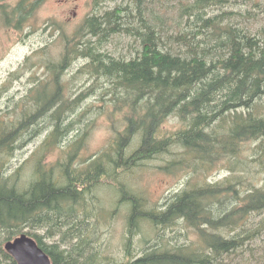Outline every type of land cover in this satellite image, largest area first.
I'll use <instances>...</instances> for the list:
<instances>
[{
	"label": "trees",
	"instance_id": "16d2710c",
	"mask_svg": "<svg viewBox=\"0 0 264 264\" xmlns=\"http://www.w3.org/2000/svg\"><path fill=\"white\" fill-rule=\"evenodd\" d=\"M41 1L18 0L11 4L0 0V24L21 33ZM103 1L91 0V11L70 33L64 29L63 22L52 20L48 26L50 32H57L55 41L60 44L59 53L52 55L46 47L33 51L10 72L0 87V94L6 93L12 82L19 80L26 68L30 69L22 92L9 95L5 109L0 111V206L14 202L18 208L16 214L11 212L3 217L0 213V255L10 264H16L3 250V245L19 233L30 232L52 264H91V255L84 253L83 259L77 257L82 253L87 235H80L76 240L69 238V242H64L63 238L51 245L44 243L36 233L49 228L51 222L46 220L47 217L42 219V215H54L56 207L64 205V200H67L65 205L70 206V209L66 208L65 218L86 214L90 208L81 200L82 195L77 197L76 193L91 183L82 177L87 169L101 170L106 160L107 166L121 176L140 167L142 164L136 166L138 159L164 152L170 145L177 149L173 162L186 171L185 187L179 192H171L166 201L153 204L149 212L163 211L170 196L188 190L197 199L204 196L208 201H227L228 209L220 224L204 223L206 213L212 209L203 206L185 223L196 230L193 238L187 236L180 239L181 242L165 236L159 238L155 230L150 238L154 247L148 248L137 260L131 263L125 257L126 253L119 254L122 248H115L114 252L103 253V264L111 261H120V264H197V254L208 251L213 234L220 235L211 245L216 256L223 257L224 253L243 256L247 249L252 252L254 248L250 244L264 231V27L252 32L239 24L243 18L242 9L247 5L235 4V0V28L229 24L231 16L226 13L230 0H216L218 7L216 2L210 4V0L180 1L176 34H172V40H184L185 48L174 51L164 41L168 39L163 37L165 19L148 11L143 0L105 9L101 4ZM255 2L252 3L259 5ZM125 16L143 19L141 29L133 28L131 19ZM156 16L159 19H155ZM212 21L224 25L223 32L236 34L232 41L236 43L226 50L221 48L213 63L224 67L222 75L213 73L215 70L209 67L206 49L198 53V49L192 47L200 36L197 38L195 34L191 38L185 31L193 25L199 28L209 23L208 26H212ZM30 26L27 30L38 29ZM42 29L46 30L47 26ZM233 30L235 34L231 32ZM117 34L134 37L133 55H114L106 49L110 38ZM204 45L201 44V48ZM179 55H185L187 59L181 61ZM197 57L203 62H196ZM77 60L80 65L69 74L70 65ZM39 68L42 69L40 74ZM80 75H86L91 83L76 88ZM101 79L104 81L100 82ZM172 86H181L182 92L166 96L163 90ZM97 92L99 97L95 95ZM183 92L187 93L182 95ZM93 95L100 103L86 104ZM167 102L169 106L165 107ZM90 111L94 118L107 116L114 131L105 147L92 155L95 160L80 155L91 127L90 122H84ZM44 117L67 137L51 131L20 166L7 174L5 170L14 154L25 148L26 137L39 133L38 124ZM171 118L178 122L173 131L166 128ZM224 118L230 121L221 126L218 135L213 130L211 135H203L200 131L201 125L209 126L214 119ZM184 134L192 141L183 139ZM157 135L162 139L156 145ZM19 139L21 144L18 146ZM135 144L136 147L129 150ZM240 158L241 162H237ZM219 168L229 173L214 182L207 181L208 173ZM96 176L95 181L100 182ZM58 186L71 189L73 194L62 193ZM129 189L133 198L148 204L140 192L131 186ZM16 191H22L24 195H18ZM177 196L174 200L186 194ZM161 207L164 209L160 210ZM137 217L131 211L130 224ZM162 217L167 219L166 215ZM149 223L155 228V223L147 218L146 225ZM93 233L99 241V231ZM129 235L122 242L123 248L130 244ZM158 253L164 255L159 259ZM221 257H215V262L221 263L222 259L216 261ZM241 262L264 264V261L249 258Z\"/></svg>",
	"mask_w": 264,
	"mask_h": 264
},
{
	"label": "bare ground",
	"instance_id": "6f19581e",
	"mask_svg": "<svg viewBox=\"0 0 264 264\" xmlns=\"http://www.w3.org/2000/svg\"><path fill=\"white\" fill-rule=\"evenodd\" d=\"M215 2L216 0H210L209 3L214 4ZM229 2H230V5L226 9V13L231 16L229 24H231L235 28L234 0H230ZM218 3L219 1L215 3L216 7H218ZM125 17L131 19V25L133 28L141 29V20L143 19L138 20L137 18L138 16H136V18L128 17V16H125ZM154 18L159 19L157 16ZM226 22L227 20L221 22V24H225ZM211 24L212 26H208L209 23L206 24L205 26L201 25L200 26L201 28L200 27L198 28L197 26L193 25L189 27L188 29L186 28L185 31L188 32V37H191V36L193 37L195 34L197 38L200 36L198 39V42L194 41L195 45H193L192 47L194 49H198V53H201L202 49H206L205 57L207 58L208 62L211 64L209 67L211 68V70H215V72L213 73L222 75L223 74L222 71L224 67L223 66L218 67V63L216 64H213V63L217 60L218 56L220 55L221 48H225L226 50V48L236 43V41L232 42L233 39L236 38L235 36L236 34H235V30L231 31L235 34L234 35L235 37L233 36L232 33L228 31L223 32L222 30H223L224 25H219L217 21H212ZM214 30L219 31V32H215ZM172 36H173L172 33L171 34L167 33L163 37L170 39ZM174 42L180 43V44L182 43L181 44L182 46L185 45L184 40H180V41L178 40ZM201 44H205V45L201 48ZM179 56H180L181 61H185L187 59L185 55H179ZM197 61L203 62V59L198 58L196 62ZM193 62L194 61H190V63H193ZM74 63L75 62H73L70 65L71 68H73ZM191 66L193 67V64H191ZM191 66H190V69H191ZM216 69L218 71H216ZM181 76L183 75L181 74ZM88 81L90 84L91 80H88ZM99 81L102 82L104 80L101 79ZM180 87L181 86L179 87L172 86L171 89L163 90V92L166 94V96H168L170 93L174 95V94L182 92V88ZM3 93L5 92H2L0 94V98L1 96L4 95ZM184 93H187V92H183L182 95ZM8 96L9 95H7V97ZM164 106L168 107L169 106L168 102ZM228 121H230V119L228 118L214 119V121L212 122L210 121L211 124L209 126L207 124L201 125L200 131H202L203 135H211L212 134L211 130H213L214 133L218 135V133H220L222 130L221 126L223 124H226ZM38 127L40 128V131L37 135L26 137L27 139L26 146L33 144L43 132L45 133V136L51 131H53V132L59 133V135H61V137L63 138L67 137L66 134L62 136V133H63L62 130L60 128L57 130L56 125H54L53 122L49 121L47 117H44L40 120ZM183 136H185V138L183 139L190 141V142L192 141L188 137L187 134H184ZM69 138H71V136ZM156 138H157L155 140L156 145L160 144L161 143L160 140L162 139V137H160V135H157ZM41 142L39 144H41ZM20 144H21V140L19 139L17 145L19 146ZM135 147H136V144L132 145V147H130L129 150H132ZM23 149H19L18 151L21 152ZM171 149L173 153V145H170L168 147V150L164 152H169V150ZM81 151H80V155L85 156L83 155L84 153H82ZM157 155L158 153H154L148 157L138 159L136 161V163H138L136 166L141 165L143 162L147 160L155 158ZM90 157L92 158V160H95L94 156L90 155ZM237 162H241V158L238 159ZM103 166L104 167L101 170H97V169L88 170L87 169V171L82 174L83 178H88L91 182L84 190H81L76 193L77 197L79 195H82L81 200H84L86 205L90 208V209H87L88 212L86 214L81 215V216H75V218L72 215H70L68 218H65V215L68 213L67 209H70V206L65 205V201L67 200H64L63 201L64 205H59L58 207H56L55 212L53 213L54 215H52L51 213H48L47 215L46 214L42 215V219L47 217L46 220H48V222L49 221L51 222L49 225V228L41 229L39 230L40 232L38 233L36 232H33V233L38 234L42 238V241L44 243H46L47 245L49 244L51 245L52 242L55 243L56 241H59V239L60 240L63 238L71 239L74 237V239L76 240L78 239L80 235H87L86 239L84 240V244H83L84 247L82 248V253L77 255V257L83 259L84 258L83 254L86 253L89 256L91 255L90 257L92 259V262L90 261L91 264H103L104 257L102 255H105L103 253H107V251L114 252L115 248H118V249L122 248V249H119L118 251L119 254L126 253L125 257H128L129 261L132 263L133 261L140 258L142 255H144L147 252V250H149L148 248L154 247L153 241H151L150 238L152 234L155 233V230L158 232L159 238H163L165 236V237H170L171 239H176L179 241L180 239L184 240L185 237L187 236L190 237L189 236L190 233L192 234V236L196 234V230H192V228L187 226L185 223L188 221L187 218L192 214H196V211H198L199 208L203 206H207L210 209H212L211 212H208L205 215L204 219L206 220V222L204 223H207V224H220L222 220L221 217L225 215L226 210L228 209V203H226L227 201L225 202L224 200H222V201L217 202L214 199L211 201H208V199H205L204 196H201L199 199H197L196 196L190 195L191 193H189L188 190H184L178 194L179 195L186 194V196L182 198L179 197L176 200H174V198L178 197L177 193L174 196H170L168 200L169 202L167 203L166 208H168L171 205V203L174 202L171 205V207L167 211H164L166 208L164 209L162 208L163 207L162 206L159 209L160 210L164 209V210L160 211L161 213L156 212L157 214L155 213L156 214L155 215L149 212V209L151 208L152 205H150L149 203L145 205L142 202V199H135L132 197V194L129 189L131 185L129 186L128 179L124 176L126 173L122 174L123 178L122 176L117 175L114 170H112L111 168L107 166L106 160L104 161ZM11 172L12 171L6 172V173L8 174ZM96 175H98V177L100 178L101 180L100 182L95 181V178L97 177ZM206 179L207 181H210V182L216 181V180H210L208 176H206ZM184 187L185 186H182L180 189L175 190L174 193L181 191ZM58 189L64 194H69V195L73 194V191H71V189L66 190V189H62L59 186H58ZM134 189L137 190L136 188ZM191 192H194V191H191ZM16 193L18 195H24V192L22 191H19V192L16 191ZM168 196L162 197V200L159 203H161L162 201H166L168 199ZM13 197L17 198L19 196L13 195ZM15 206L16 204L14 202H11V204L9 205L7 204V205L0 206L2 207L0 209L1 215L3 217L7 215H11L10 214L11 212H15L16 214L17 213L16 209L18 208ZM72 209L73 207L71 206V210ZM131 211L138 215V217L133 220L132 224H130V221H129V215ZM118 213L124 216V224H123L124 230L120 237H116L115 234L113 235V233L111 237L110 233L114 231V228H112V221L110 219H112V217H115ZM162 215H166L167 219L163 220L164 218L162 217ZM147 218H149L150 220L153 221V223H155L156 229L153 226H150V223L149 225H146ZM156 218L157 220H154ZM42 222H44V220ZM204 226L207 227V225H204ZM94 230L99 231V234H98L99 241H98L97 236L93 233ZM2 233L6 234V232H3V231ZM22 234H24L28 239L32 240L38 245L37 239L30 232L19 233L13 239L5 241L3 245V250L9 256H11V258L15 261L16 264H18L17 259L10 251H8L5 248V244L8 241L13 242L16 238L20 237ZM126 235H129V238L131 239V241H130V244H128L127 246H124L123 248L122 242L124 241ZM219 237L220 235L213 234L211 236V238H213L211 239V245L213 242H216L219 239ZM1 239H2V236L0 233V240ZM211 245L209 246L208 251L201 253V254H197V258L199 259L197 261V264H229L227 263L228 260L225 258L235 256V255H227L224 252H222L224 253L222 254L223 257L216 256L214 254V251H212ZM158 254L159 255H156V256H159V259L164 255V254L160 255V253ZM215 257H221V258H218L216 261L220 259H222L223 261H221V263L219 262L216 263L214 260ZM50 261H51V258H50ZM243 263L241 262V264ZM0 264H10V262L4 256L0 255ZM109 264H120V261H111L109 262Z\"/></svg>",
	"mask_w": 264,
	"mask_h": 264
},
{
	"label": "rangeland",
	"instance_id": "374dc122",
	"mask_svg": "<svg viewBox=\"0 0 264 264\" xmlns=\"http://www.w3.org/2000/svg\"><path fill=\"white\" fill-rule=\"evenodd\" d=\"M7 1L11 4H15L18 0ZM143 1L148 7V11L152 10L154 14L162 17V19H165L163 27L164 33H172L173 35L176 34L177 7L180 1L183 2L186 0ZM235 1V4L241 3L243 5H247L244 9H242L243 18L242 21L240 20L238 22L239 24L244 26V28H249L252 32L264 27V0ZM254 1H256L255 3L259 5H254V3H252ZM128 2L132 3V0H105L101 4H103L102 8L105 9L111 8L115 4L119 3L126 5ZM91 8V0H42L33 10V13L26 25L29 29L31 28L30 25H33L38 28L37 30L31 31L29 29L27 30L25 27L23 28V31L19 33L18 30L6 29L0 24V87L9 78L10 72L14 71L25 56L29 55L33 51H38L46 47L48 52L52 55H57L59 53L60 44L55 41L57 32H50V27L48 26L52 20L60 23L63 22L64 29L70 33L81 23L83 18L91 11ZM182 22H184V20H182ZM44 26H47L46 30L42 29ZM181 26H184V24H181ZM164 41L174 51L185 48L180 43L173 42L172 37L167 39V41L164 39ZM134 43L135 40L133 36L117 34L110 38L108 44L106 45V49L114 55L129 57L135 53ZM79 65L80 61H75L73 68H70L69 70V74L76 71ZM41 70L42 69L39 68V74L41 73ZM30 72V69L26 68L20 76V79L14 80L9 90L6 93H3L4 95L0 98V111L5 109L4 103L7 99V95H17L19 94V90L22 92L25 84L27 83ZM88 83L87 76L80 75L76 81V88H83L84 85H87ZM98 94L99 92L95 95L98 96ZM88 103H94V105H97L100 102L97 101V98L93 95L89 100H87L86 104ZM92 111H90L84 119V122H90L91 124L90 130L87 133V139L81 151L86 157L95 154L105 147L114 134V131L110 127L111 122L108 120V117L100 115L94 118V113ZM177 127L178 122L176 119L171 118L166 123V128L168 130L173 131ZM74 132L75 131L71 132L70 136ZM44 136L45 133L43 132L33 144L28 145L21 152L17 151L5 171L10 172L20 166L23 161L30 156L32 151L42 141ZM175 151H177V149L173 148V153L171 149L169 152L158 154L155 158L143 162L140 167L132 168L124 175L128 179V183L139 190L138 192L147 198L150 205L159 203L162 200V197L180 189L186 182V171L173 162V159L176 157ZM48 160H51L50 157H48ZM228 173L229 172L224 168L212 169L208 173V178L210 180H219ZM110 220L112 221V228H114V231L110 233V236L112 237L113 233L116 237H120L124 230V216L118 213ZM189 236L192 238L194 237L191 233ZM65 241L69 242L70 240L64 238V242ZM250 246L254 248L252 252L247 249L242 253L243 256L235 255L231 256L232 258H225L228 260L227 263L240 264L244 258H249L252 261H264V231L253 240Z\"/></svg>",
	"mask_w": 264,
	"mask_h": 264
},
{
	"label": "water",
	"instance_id": "95a60500",
	"mask_svg": "<svg viewBox=\"0 0 264 264\" xmlns=\"http://www.w3.org/2000/svg\"><path fill=\"white\" fill-rule=\"evenodd\" d=\"M5 248L15 256L18 264H52L49 256L24 234L13 242L8 241Z\"/></svg>",
	"mask_w": 264,
	"mask_h": 264
}]
</instances>
